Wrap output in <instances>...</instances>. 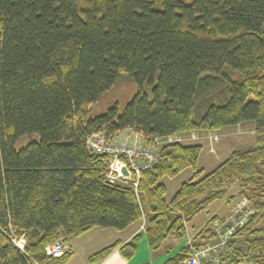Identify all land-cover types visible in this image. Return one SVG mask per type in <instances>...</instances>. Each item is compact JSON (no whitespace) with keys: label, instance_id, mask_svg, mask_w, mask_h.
<instances>
[{"label":"trees","instance_id":"16d2710c","mask_svg":"<svg viewBox=\"0 0 264 264\" xmlns=\"http://www.w3.org/2000/svg\"><path fill=\"white\" fill-rule=\"evenodd\" d=\"M234 70L235 81L225 72ZM123 77L138 93L88 118L90 107ZM224 77L225 100L214 91ZM213 94V97L210 96ZM255 123L254 146L233 151L204 175L202 145L158 150L159 163L135 186L110 183L105 155L87 139L140 133L146 145L193 132ZM38 135L16 150L24 136ZM194 173L166 201L163 178ZM235 184L237 194L226 186ZM246 199L258 212L226 244L224 264H264V0H0V264H67L49 256L61 239L95 228L123 231L145 219L151 256L171 254L187 226L212 204ZM212 216L164 264H183L192 248L215 243ZM24 241L25 251L17 245ZM142 240L118 241L134 257Z\"/></svg>","mask_w":264,"mask_h":264},{"label":"rangeland","instance_id":"374dc122","mask_svg":"<svg viewBox=\"0 0 264 264\" xmlns=\"http://www.w3.org/2000/svg\"><path fill=\"white\" fill-rule=\"evenodd\" d=\"M186 1L191 2L192 0ZM225 72H227L231 76L230 78L232 81H235L234 76L236 75L234 74V70H232L231 67H227L225 69ZM219 79L220 80L217 81L216 86L214 87V91H217L222 96H225V100L220 102H213V104L224 103L230 97V82L227 79H224V77H220ZM138 90L139 87L134 81L129 78L123 77L110 90L103 93L100 99L90 107L88 118L91 119L105 114L110 108L115 106H117L119 108V111L122 112L127 106V104L130 103L134 96L138 93ZM210 96L213 97V94H210ZM224 129L227 130L211 132L210 134L205 132H201V134H198L196 132L195 134H193V136L179 135L171 137L169 139H164V141H181L186 145H202L203 149L199 156L197 167L199 170L204 171V175H207L208 173L216 169L219 165H221L223 162H225L233 151L239 149H247L249 147L254 146V122L249 121L238 126H233ZM130 134H134L135 138V135H138V138H140L146 144L144 138L140 133L130 132ZM37 141H40V137L38 135L24 136L17 142L16 150L19 151L25 148L29 143ZM165 144L169 143H163L159 146L162 147ZM160 147L158 148L157 146V150H159ZM193 173V169L188 168L174 178L166 177L162 179L161 182L167 187V194L165 196L166 201H170L172 199L175 192L181 187L183 183L191 180ZM226 188L228 191V195H235L237 192L235 184L227 185ZM223 205V201H217L212 204L208 212H202L198 216H196L195 219L187 226L188 236L191 237L195 232H198L203 226L206 225L207 221L212 216L216 214H222L224 210V208H222ZM195 236L196 235L194 234L191 240Z\"/></svg>","mask_w":264,"mask_h":264},{"label":"built area","instance_id":"2783aa9c","mask_svg":"<svg viewBox=\"0 0 264 264\" xmlns=\"http://www.w3.org/2000/svg\"><path fill=\"white\" fill-rule=\"evenodd\" d=\"M173 143L171 140L156 139L152 148H143L137 142L134 134L126 132L107 142L103 135H94L87 139V148L91 153L105 155L108 158L109 170L114 173L108 175L110 183H131L138 181L142 172L149 170L159 163V145ZM258 214L252 205L244 198L235 201L228 214L213 222L212 229L217 237L215 243H205L198 248H192L191 255L183 264H224L222 255L228 241L241 229L246 227L251 218ZM145 229V225L142 226ZM21 251H25V244L17 243ZM73 253V246L69 241L61 239L53 244L49 256L58 258Z\"/></svg>","mask_w":264,"mask_h":264},{"label":"crops","instance_id":"0c3cea01","mask_svg":"<svg viewBox=\"0 0 264 264\" xmlns=\"http://www.w3.org/2000/svg\"><path fill=\"white\" fill-rule=\"evenodd\" d=\"M224 130L227 129H223L221 131ZM195 133L196 132H193L191 135L193 136V134ZM197 133L201 134L199 132ZM210 133L211 132H209V134ZM222 201L224 202V205L222 207L224 208L223 213L216 214L214 216L224 217L228 214L232 203H228L226 200H222ZM145 223L146 221L145 219H143L140 223L133 225L132 227H129L128 229L123 231H117L114 229L95 228L84 235L68 238V241L73 246V254L70 261L67 264H89L88 259L93 254L99 252L100 250L118 241L122 242L123 244H127L139 233H142V240L132 259L130 260L124 259L123 256L121 255L120 250L117 249L100 264H164L167 260L173 258L176 255V253H178L184 247L190 245L192 241L191 240L192 236L194 234L197 235L204 227L203 226L198 232H195L191 237L188 236V238L183 243H181L171 254L166 256H159L153 259L151 256L148 239L145 234V229L144 230L141 229L142 226L145 225Z\"/></svg>","mask_w":264,"mask_h":264},{"label":"bare ground","instance_id":"6f19581e","mask_svg":"<svg viewBox=\"0 0 264 264\" xmlns=\"http://www.w3.org/2000/svg\"><path fill=\"white\" fill-rule=\"evenodd\" d=\"M136 136V138H137V142L139 143V144H142L143 145V148L144 149H146V148H151V147H148L140 138H138L139 136L138 135H135ZM105 138V137H104ZM113 139V138H112ZM111 139V140H112ZM105 140L107 141V142H109V141H111V140H107L106 138H105ZM112 173H114V170H109L108 169V171H107V179H108V181H109V178H108V175H111ZM20 242H22L23 244H24V241L23 240H21ZM19 243V242H18ZM63 257V256H62ZM54 258V257H53ZM58 258H61V257H58Z\"/></svg>","mask_w":264,"mask_h":264}]
</instances>
